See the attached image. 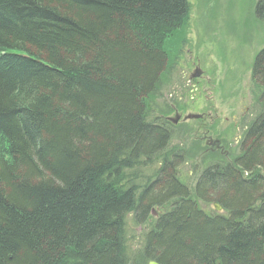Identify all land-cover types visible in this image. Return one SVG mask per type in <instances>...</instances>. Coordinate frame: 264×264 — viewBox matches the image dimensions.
<instances>
[{"label": "trees", "instance_id": "trees-1", "mask_svg": "<svg viewBox=\"0 0 264 264\" xmlns=\"http://www.w3.org/2000/svg\"><path fill=\"white\" fill-rule=\"evenodd\" d=\"M189 10L0 0V264H264V48L252 69L262 111L240 157L206 167L193 189L168 123L150 118L162 42ZM153 206L164 210L133 251L128 223Z\"/></svg>", "mask_w": 264, "mask_h": 264}, {"label": "rangeland", "instance_id": "rangeland-1", "mask_svg": "<svg viewBox=\"0 0 264 264\" xmlns=\"http://www.w3.org/2000/svg\"><path fill=\"white\" fill-rule=\"evenodd\" d=\"M187 1V21L162 42L167 69L146 102L150 118L168 123L167 147H178L174 150L184 155L177 177L193 189L206 167L240 157L245 132L262 111V89L252 69L264 48V21L256 14L258 0ZM196 69L199 77L190 79ZM189 115L197 119H186ZM149 173L144 167L143 181ZM198 207L208 212L212 204L198 202ZM163 210L153 206L139 225L129 221L126 234L133 251Z\"/></svg>", "mask_w": 264, "mask_h": 264}, {"label": "water", "instance_id": "water-1", "mask_svg": "<svg viewBox=\"0 0 264 264\" xmlns=\"http://www.w3.org/2000/svg\"><path fill=\"white\" fill-rule=\"evenodd\" d=\"M199 75H200V72L198 70H196L195 73L192 75V78H197V77H199ZM178 118H179V116L176 115L175 116V119H171V122L172 123H176V121H177ZM186 119H197V117L196 116L189 115L188 117H186ZM214 208H215V211L216 212H220L221 211V208L218 205H214ZM149 264H157V263H155V262H149Z\"/></svg>", "mask_w": 264, "mask_h": 264}, {"label": "flooded vegetation", "instance_id": "flooded-vegetation-1", "mask_svg": "<svg viewBox=\"0 0 264 264\" xmlns=\"http://www.w3.org/2000/svg\"><path fill=\"white\" fill-rule=\"evenodd\" d=\"M193 75V74H192ZM192 75H191V77H190V79H192ZM190 84H191V86L192 87H194V85H195V83L192 81V82H190ZM195 88H193L192 90H194ZM210 146H215L216 148L218 147L217 146V144H218V142H209L208 143ZM213 205H215V204H213ZM218 213H221V212H218Z\"/></svg>", "mask_w": 264, "mask_h": 264}, {"label": "bare ground", "instance_id": "bare-ground-1", "mask_svg": "<svg viewBox=\"0 0 264 264\" xmlns=\"http://www.w3.org/2000/svg\"><path fill=\"white\" fill-rule=\"evenodd\" d=\"M149 262H154V261H149ZM149 262H148V264H149ZM156 263V262H155ZM158 264V263H157Z\"/></svg>", "mask_w": 264, "mask_h": 264}]
</instances>
